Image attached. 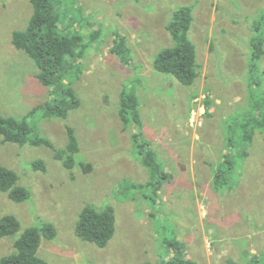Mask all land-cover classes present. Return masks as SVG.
Wrapping results in <instances>:
<instances>
[{"label":"rangeland","instance_id":"obj_1","mask_svg":"<svg viewBox=\"0 0 264 264\" xmlns=\"http://www.w3.org/2000/svg\"><path fill=\"white\" fill-rule=\"evenodd\" d=\"M183 6L194 9L190 38L198 52L199 77L189 87L154 67L175 46L167 27ZM56 10L61 33L77 32L88 45L67 75L80 107L67 119L33 112L58 97L38 80L35 61L13 45L34 7L31 0H0V115L27 119L32 137L58 151L67 148L72 128L80 153L69 170L45 145L4 143L0 136V166L15 171L31 193L24 203L0 194V219L16 216L22 231L52 224L55 239L43 236L39 249L48 264L165 262L175 241L196 264H264L262 131L245 159L238 149L240 156L224 164L235 154L228 139L242 146V128L234 124L254 105L264 108V57L255 81L251 74L252 42L264 39V0H66ZM118 37L126 38L129 64L112 51ZM123 92L139 100L141 129L122 121ZM138 130L171 178L161 180L144 163L133 138ZM38 162L45 170H35ZM221 170L227 173L218 177ZM87 206L115 211L116 234L105 248L77 235ZM17 236L0 240V260L15 252Z\"/></svg>","mask_w":264,"mask_h":264},{"label":"trees","instance_id":"obj_2","mask_svg":"<svg viewBox=\"0 0 264 264\" xmlns=\"http://www.w3.org/2000/svg\"><path fill=\"white\" fill-rule=\"evenodd\" d=\"M66 0H31L34 7V14L29 28L25 31H17L13 35V45L18 50L25 51L37 64L39 68L38 80L46 87L51 88L58 95L52 104L37 106L33 112L43 111L48 118L57 117L67 119L70 112L78 109L81 100L70 82H67L69 70L76 69L74 63L81 58L88 45L83 43L79 33L64 35L61 33V17L56 7ZM76 1V0H73ZM74 3V2H73ZM192 6H183L174 14L172 21L167 27L175 46L164 49L155 59V69L166 75L174 76L184 86H193L199 77L198 52L195 43L190 38V31L195 20ZM256 24V28L259 29ZM253 60L251 74L255 81L254 73L258 71V62L264 57V39L256 38L252 42ZM125 63L129 64L130 49L127 46L126 38H117L112 49ZM69 57L72 59L70 62ZM79 69V68H78ZM260 85V83L258 84ZM255 104V103H254ZM139 100L126 92L121 95L120 116L125 125L132 120L138 129L142 128L141 115L139 111ZM209 109V106L207 107ZM254 105V113L248 112L244 116L243 123L234 124L241 127L243 135L241 147L232 137L228 139L230 149L236 154L225 157V165L231 164L232 157H239L238 149L243 151L244 159L248 156V147L253 143L256 131L264 134V111ZM32 112V113H33ZM31 113V114H32ZM34 129L27 119L14 117H3L0 115V136L4 143L24 146L45 145L56 151V158L63 160L65 166L72 170L75 165V156L80 153L75 132L68 128L69 144L64 150H56L53 144L43 138L32 137ZM135 146L144 156V163L153 170L161 180L171 178V173L163 171L157 154L149 149V143L144 138L142 131L134 134ZM149 147V148H148ZM35 170H45V164L38 162ZM86 173L92 172L93 166L83 164ZM227 171L221 170L218 177L225 175ZM0 194H8L9 199L15 203H24L31 199L28 188L19 185L18 174L6 167L0 166ZM76 232L83 241L95 243L101 248L107 247L116 234V214L112 208L97 209L87 206L80 214ZM17 235H20L17 236ZM56 229L52 224H44L42 229L27 228L22 231L20 220L14 215H7L0 219V240L17 236L14 242L15 252L0 260V264H48L39 257V249L42 237L49 240L55 239ZM172 257L165 262L143 263V264H196L188 259L182 244L175 241L172 245ZM251 264H263L260 259H255Z\"/></svg>","mask_w":264,"mask_h":264},{"label":"crops","instance_id":"obj_3","mask_svg":"<svg viewBox=\"0 0 264 264\" xmlns=\"http://www.w3.org/2000/svg\"><path fill=\"white\" fill-rule=\"evenodd\" d=\"M236 154V153H235ZM227 156H229V155H227ZM184 167V166H183Z\"/></svg>","mask_w":264,"mask_h":264}]
</instances>
